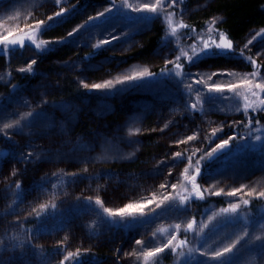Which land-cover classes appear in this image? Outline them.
Listing matches in <instances>:
<instances>
[{"label": "trees", "instance_id": "trees-1", "mask_svg": "<svg viewBox=\"0 0 264 264\" xmlns=\"http://www.w3.org/2000/svg\"><path fill=\"white\" fill-rule=\"evenodd\" d=\"M126 1L80 0L63 13L59 18L60 23L40 32L36 28L39 22L31 23L26 19L35 15L37 7L45 3L36 0H0V5L9 4L7 9L0 12L1 31L8 33L10 28L15 29L19 24L31 23L24 29L25 33L33 34L37 43L43 41L42 47L51 43L48 51L37 54L36 63L32 65L30 72L15 77L8 70L4 76L14 85H20V88L33 87L36 92L34 95L23 96L9 115L0 108V114L3 115H0L2 141L6 142L5 137H8L15 143L14 148L0 145V235L14 229L23 231L28 234L27 246L37 254L39 252L37 256L28 254L22 259L17 255L14 259L16 264H61L62 261L63 264H94L106 262L109 257H114L118 264H126L121 258L131 259L130 264L180 263L183 256L176 252L173 254L171 249H164L157 257L140 258L139 248L142 245L138 244L123 257L127 242H123L120 247L117 245L114 251L109 252L105 246L107 235L115 236L117 230L129 233L135 227L134 223L138 222L139 209H131L130 215L125 217H110L104 212V208L116 212L122 208L121 203H109L101 194L100 190L103 189L97 186L95 179L102 180L108 174L124 172L122 183L126 186L125 193L140 199L135 203L127 201L125 206L149 204L154 207V200L163 196V192L167 193L168 199L152 216L173 206L183 208L188 191L186 181L181 178L185 168L189 169L187 174L192 175L197 167H207L212 158L208 154L212 153L219 138L230 132L232 135L237 134V138H241L243 134L246 138L248 135L247 123H226V118L216 120L212 115L209 118L210 113L219 115L212 100L229 95L230 101H237V108L232 116L241 113L245 118L255 114L257 121L264 124V111L261 110L264 106L259 105L247 89L240 87L223 94L208 92L207 87L215 78L233 80L234 75H237L236 71L224 70L223 73H232L231 76L212 75L219 73L212 71L197 75L195 84L182 83L191 66L188 58L200 54L206 42L218 43L220 33L233 42L235 54L224 53L228 58L241 61L242 70L246 72L245 78L253 83H264V60L261 61L257 56L259 54L264 58V0H175L180 2V8L175 6L173 0H155V13L145 9L138 13V10L131 8L133 2ZM169 2L171 7L167 8ZM106 5L109 8L107 10ZM92 7H100L99 15L82 25V28H77V24H73L75 17L88 13ZM115 14L120 19L112 25L109 20L108 24V17H114ZM51 22H44L41 28ZM181 24L187 27L182 28ZM109 26H116L112 35H106ZM96 29L99 32L95 42H92L88 39L91 38L89 34ZM144 29H147L144 34H151L138 45L136 36ZM14 31L18 30H13V33ZM69 32H74V35L69 37ZM105 40L111 43L104 44ZM55 41L64 42L52 43ZM169 42L174 43V52L179 53L181 59L154 64L152 57L156 51ZM61 48L69 50L71 53L66 56L74 60V71L66 76H61L60 71L53 66V57H58L59 53H52L59 52ZM219 55L220 53L209 52L199 55V58L205 60ZM45 58L50 59L53 64L44 66ZM251 60L256 61L255 66L251 64ZM176 63L182 65L181 69L175 68ZM144 69L152 73L153 77L117 83L118 80ZM161 70L165 71V75L160 74ZM177 72L180 75H176ZM253 72L256 73L255 76L251 75ZM169 75H173L178 81L174 88L168 84H159ZM108 81L112 82L110 89L113 90L109 101L100 99L99 89H95L96 92L91 95L83 92L85 84L92 87ZM54 83L58 84V89H52ZM154 87L159 90L153 92ZM245 95L249 97V102L256 101L247 111ZM260 98L264 99V94ZM35 100H44L49 106L71 101L76 105L68 117L58 112L51 113L48 122L41 128L34 123L23 131L9 132L16 120L23 116V109L36 102ZM208 102L213 106H207ZM207 107H210L209 110ZM189 136L194 139L188 140ZM176 152H180L183 159L176 158ZM184 163L187 165L183 166ZM241 171L235 170L218 177L216 190L221 185H229L228 189L231 191L244 186L243 191L235 197L210 196L198 203L195 211L191 209L195 220L201 216V209L204 207L220 209L226 207L229 201L233 203L251 198L250 209H246L241 203L239 209L249 210L252 214L264 207V199L253 198L264 191V171L252 169L261 172L252 180H245ZM138 174L142 175L140 179H136ZM144 176L159 181L158 190L161 194L153 196L154 193H138L146 182ZM172 185L176 187L173 188ZM238 195L243 198H237ZM97 198L102 202L100 205L95 203ZM89 199L91 203L87 202ZM66 200L73 202L67 206ZM92 206L105 215L101 225L104 231L97 237L90 235V227L94 226L85 220L88 218L80 221L75 217V209L84 212ZM185 207L188 209L189 205ZM256 223L259 226L252 225L243 241L230 254H225L226 257L230 256L231 264H242L245 261L248 264H264V228L260 230V222ZM77 227L82 228V244L73 241L70 234L67 240V232ZM185 235L180 231L177 239L186 238ZM97 241L101 243L94 245ZM140 241L144 242L143 239ZM69 253L73 254L72 257L65 260ZM130 253L133 254L131 258L128 257Z\"/></svg>", "mask_w": 264, "mask_h": 264}, {"label": "rangeland", "instance_id": "rangeland-1", "mask_svg": "<svg viewBox=\"0 0 264 264\" xmlns=\"http://www.w3.org/2000/svg\"><path fill=\"white\" fill-rule=\"evenodd\" d=\"M23 1V0H22ZM28 1V0H26ZM35 1V0H31ZM40 3H45L43 6H38L36 10V14L28 17L26 19L27 22H49V17L57 18L56 14L62 12L65 13L69 9L73 7V5L78 2V0H36ZM133 2L131 4V8H133L135 11L138 10V13H140L145 5L149 6H155V0H127L126 2ZM1 3V2H0ZM175 6L181 7L180 2L175 1ZM9 4L6 5H0V12L2 9H7ZM171 7V2L167 5ZM106 10L109 9L106 5ZM100 7H92L90 10H88V13H85L81 16L75 17L74 25L77 24V28H82V25H84L86 22L90 21V17L94 18L95 16L99 15ZM154 15V14H153ZM114 17H117V14H115ZM114 17H108V24L110 20V24L112 25L114 22H117V20L120 19V17L114 18ZM163 20V19H162ZM31 23H27L25 25L19 24L16 30L13 33V28H10V32L5 33L0 30V35H8L9 33H12L13 37H19L21 35H27L25 33V28H28ZM116 26H109L107 29L106 35H112L115 32ZM148 29V28H147ZM146 29V30H147ZM96 29L94 32L90 33L89 35L91 38H88L90 41L95 42L96 34L99 32ZM145 29L138 32V35L136 36V41L143 42L146 37L151 34V32H147ZM89 33V32H88ZM88 35V34H87ZM34 45V44H33ZM35 46V45H34ZM174 43L169 42L163 47H161L158 51H156V54L154 57H152V61L155 63H167V62H174L176 60V57L179 53L176 51L174 52ZM58 57H53L55 60V64L50 62V59L45 58L43 60L44 66H55L61 73V76H66L67 74H70L72 71V64L74 63V60H71V58H68L66 55H69L71 52L67 49L61 48L59 52L52 53V54H58ZM63 53V55L61 54ZM51 55V54H50ZM259 58H261V61L264 60L259 54H257ZM56 58H58V61L56 62ZM37 59V53L32 47H25L18 51H10L7 49L0 50V108L1 111L5 112L7 115L11 113L10 110L15 108V106L19 103V100L28 94H36L33 87L28 88H20V85L12 83L7 81L4 76L7 74L8 70L12 71L15 77H21L22 74H25L27 71H21V69H27L28 65L31 63L32 60ZM52 59V60H53ZM73 62V63H72ZM191 65L187 72L185 77L183 78L184 81H182L183 85L193 84L194 82H197L196 76L202 75L206 73H212V71H217L219 73H223L224 70H233L237 72V75H234L233 80L229 79H221V78H215L214 82H212L209 87H213L214 83L226 86L228 84H240L241 80L245 78V73L242 70V63L240 60L236 58H228L225 53H220L218 57H208L205 60H201V58L195 60L194 63H189ZM112 67V66H111ZM241 68V71H240ZM219 70V71H218ZM191 73L189 76L188 74ZM167 78H164L163 81H160L159 84H162L161 86H164L166 84L172 86V88L175 87L177 84V79H174L173 75L165 76ZM195 84V83H194ZM58 84L54 83L52 86V89H58ZM20 88V89H18ZM86 90H91L92 93H86ZM157 87L153 88V92L158 91ZM101 94L100 99H106L111 100L112 92L113 90L109 88L107 89H99ZM225 91H227V88H225ZM83 92L86 95H91L95 93V89L91 86L87 88H83ZM47 95V94H46ZM44 94V96H46ZM215 100V101H214ZM212 100V103L214 106H217V110L219 112V115L214 113H210L214 119L221 120L225 119L224 122L226 123H247L248 126V135L246 138H244V134L241 138H237V134L232 135L230 132L229 135H225L221 138H219V141L215 144L214 149L216 146L221 143L222 140L228 139L229 137H235L234 140H231L229 143V146L225 149L218 151L214 153L211 157V160H209V165L207 167H204L201 169V175L197 177V184L200 186L203 199H195L190 195L191 193V183L189 180L185 179L186 176H191L190 174L185 173V171L182 173V177L186 181L188 191L187 195L185 196V203L183 205V208L173 206L168 209H166L163 213L158 214L156 216H152L151 214L156 211V209L159 206H162V203L166 201L164 199L165 197H168V194L163 192L162 195L159 196L157 199L154 200V204L156 206L150 207L149 204L147 206H144L143 209L138 210V222L134 223V228L129 232L125 233L123 230H117L116 235H107V240L105 242V246L109 250V252L114 251L116 246L119 247L124 242L128 243V246L126 247V250H124L122 256H126V252H128L133 246H137L136 240H144V242L140 248H139V257H144L145 253L148 251H151L152 249L156 247H162L165 243H167L168 239H170L173 235L176 236V240L173 241V245H176L175 251H173V254L176 252L178 255H182L183 260L178 264H216V261L214 259V253L217 250H222L224 247H229L233 245H239L243 241V239L249 234L251 231L252 225L255 224L256 227L259 225L256 222H260V230H263L264 228V207L258 209L255 214H252L249 210H240L238 209V213L231 214V213H222L221 209L227 208L229 203H232V201H229L227 203L226 207L215 209L214 207L210 206L207 208L201 209L202 213L201 216L195 220L191 215V211L194 210L198 206V203L205 201L210 196H217L214 193L220 192V195H227L228 192H231V189H228V186L221 185L222 187H218L219 190H216V187L218 186L216 180L217 178L221 176H225V174H229L232 171L235 170H242L241 172L244 173V175L241 173L242 177L245 180H252L255 179V177L259 176L260 171H252V169L256 168L261 171H264V124L257 122V115H248L244 118L242 114H238L237 116H232L233 113L236 111V100L230 101V96L226 95L224 97L219 98L218 100L214 99ZM36 102H33V104H28L23 109V116L20 117V119L16 120L14 126H12V129L9 130L12 132L17 131H23L26 129L27 126L32 125L36 123L38 128H41L43 124H46L48 122V116L53 112H58L64 115L65 117L70 116L75 108V102H62L58 103L54 106L47 105L46 101L41 100H35ZM83 103L86 106V102L83 101ZM88 104V102H87ZM210 104V102L207 103V106H213ZM43 107H46L43 109ZM91 107V106H87ZM210 107H207V110H209ZM4 109V110H3ZM18 110H20L18 108ZM29 113H32L33 115L29 116ZM3 116L2 114H0ZM249 120H251V124H249ZM233 123V124H234ZM215 124V123H212ZM1 131V129H0ZM8 132V133H9ZM235 132V131H234ZM260 136V140H256V137ZM237 138V139H236ZM3 136L0 135V145L4 146L5 148H14L15 143L13 140H10L8 137H5L7 140L2 141ZM245 139V140H243ZM213 152V151H212ZM262 155V156H261ZM187 165L186 163L183 164V166ZM249 167V170L247 169ZM123 173L124 172H114L111 174H108L105 176L104 179L99 180L98 178L95 179V183L101 191V194L105 197V199L113 204L118 205L121 203V207H125V203H130L136 200H140L139 198H136V196H131L125 193V184L122 183L123 179ZM195 174V169L192 173V175ZM134 175V174H133ZM136 179H140L142 175H137ZM135 178V177H133ZM145 183L142 184V187L139 188L138 193L140 194H147V193H154L153 196H157L160 193L158 188L160 185L158 184L159 181L153 178H150L149 176H144ZM235 178V177H234ZM160 180V179H159ZM143 181V180H142ZM87 182V180L85 181ZM84 182V183H85ZM82 183V186H85V184ZM158 184V185H157ZM264 192V191H263ZM260 194V193H259ZM257 194L256 196H253V198L257 199H264V197ZM152 196V195H151ZM162 197V198H161ZM136 198V199H135ZM237 198H243L240 195H238ZM248 200L249 204L244 205L243 201ZM233 203H241L246 207V209H250L252 206V199H244ZM73 202V200H66L65 205L70 206V204ZM193 203H195L193 205ZM152 204V205H154ZM76 205V204H74ZM73 205V206H74ZM151 205V204H150ZM185 205H189L188 209L185 207ZM119 207V206H118ZM117 207V208H118ZM185 207V208H184ZM83 209V208H82ZM192 209V210H191ZM193 213V211H192ZM86 214V215H84ZM75 217H78V219L83 220V218L86 221H89L92 223L94 228L90 227V235L97 237L100 236L101 233L104 231L103 228H101V225L103 224V221L105 220V215L101 211H99L96 207H93L88 209V211H80L78 209H75ZM125 217V216H124ZM192 221H195L193 224V229H188V224ZM146 222V223H145ZM177 225H179V228L177 229ZM68 229V228H67ZM186 233V238L177 239V234L179 232ZM67 232V231H65ZM82 232V228L77 227L74 230H71L69 233L67 232V240L69 238V234L72 236V240L75 242H80L82 244V241L84 239V236L80 234ZM126 235V236H125ZM28 234L25 232H21L19 230H11L7 233L0 235V264H16L14 259L18 255L21 257V259L28 254H32L33 256H37L36 251H34L32 248L27 246L28 243ZM180 241H186V243L182 246H180ZM101 243V241L94 242L93 244ZM80 245V244H79ZM234 246V247H235ZM232 247V249L234 248ZM144 249V250H143ZM170 249V248H165ZM191 250V252H190ZM63 252V251H62ZM135 252V251H134ZM133 254H129L128 257L131 258ZM20 258H18L17 263H19ZM124 263L128 264L131 263V259H124L121 258ZM248 261H245L242 264H248ZM129 263V264H130ZM94 264H118L114 257H109V259L106 262H97ZM135 264H138L136 262Z\"/></svg>", "mask_w": 264, "mask_h": 264}, {"label": "snow or ice", "instance_id": "snow-or-ice-1", "mask_svg": "<svg viewBox=\"0 0 264 264\" xmlns=\"http://www.w3.org/2000/svg\"><path fill=\"white\" fill-rule=\"evenodd\" d=\"M173 3H175V0H173ZM144 9L147 10L148 12L151 13H155L156 12V7L155 6H149V5H145ZM103 15V14H101ZM58 19H53L52 17H49V20L52 21L51 23L44 25L43 28H41V24H43V22H40L39 24H37L36 28L37 30H39L40 32L43 31H47L49 29H51L52 27L55 26V24L60 23L61 20L59 18L62 17V12L57 13L56 14ZM90 20H92L93 18H89ZM180 27L182 28H186L187 25L181 24ZM173 31H175V29H173ZM75 32V30H74ZM74 32H69L68 35L69 37H72L74 35ZM10 36H12V33H9L8 35H0V45L4 46V49L10 50V51H15L16 47L19 46L20 48L24 47V41L25 39L29 40L32 44L35 45V48L41 52L43 51H48L51 48V43H49L47 46L42 47V44L44 43L43 41H41V43H37L36 40L33 38V34H29L27 36L21 35L19 37H13V38H9ZM113 39H118V37H113ZM64 41H55L52 43H63ZM104 44H108L111 43V41L109 40H105L103 41ZM9 46H11L9 48ZM212 52V53H230V54H235L234 53V48H233V42L228 39L227 36H225L223 33L219 34V42H215L213 41L211 44L209 43H205L204 44V48L201 50L200 54H197L195 57H189L188 58V62L189 63H194L195 60L199 59V55H206L207 53ZM242 55V54H241ZM181 59L180 56L176 57V60L179 61ZM251 64L253 66L256 65V61L255 60H251L250 61ZM36 63L35 60H32L31 63L28 65L27 69H21V71H31L32 70V65H34ZM182 65L180 63H176L175 64V68L176 69H181ZM162 76L165 75V71L161 70L160 73ZM176 75H180L179 72L176 73ZM189 76L191 75V73L188 74ZM212 75H220V76H224V75H228L231 76L232 73H213ZM252 76H255L256 73L253 72L251 74ZM153 77V74L150 73L147 69H144L141 72H137L132 76H126L123 78V80H118L117 83H123L124 81H136V80H141L144 78H151ZM111 81L106 82L105 84H94L92 85V88L94 89H107L111 86ZM85 88L88 87L87 84L84 85ZM243 87L245 89H247L248 93H250V95L252 97H255L256 100L259 102V105L264 106V99H261V94H264V83H253L252 80L244 78L241 80L240 84H228L226 86L223 85H219V84H215L213 85V87H210L208 89L209 93L215 92V93H220L223 94L225 92V88H227L228 92H232L234 89ZM258 90V91H257ZM244 100H245V111H247L248 108L253 107L254 103H256V101L253 102H249V97L247 95L244 96ZM193 108H195V105H192ZM262 111H264V108L261 109ZM33 115L32 113H29V116ZM258 122V121H257ZM249 124H251V120H249ZM5 127H9V125H5ZM213 135H215V130L213 131ZM188 140H193L194 137L193 136H189L187 138ZM235 137H229L228 139H224L221 141V143H219L215 149H213L212 153H209V158H211V156L218 152L221 151L223 149H225L226 147L229 146V143L231 140H234ZM261 137L257 136L256 140H260ZM183 142V141H181ZM31 157V154L29 153V158ZM175 157L176 158H180L183 159L182 154L180 152H176L175 153ZM190 159V158H189ZM199 164V162H197ZM185 173L189 172L188 168H185ZM201 175V168L197 167L195 169V174L191 175V176H186L185 179L189 180L191 183V193L190 195L192 197H194L195 199H199L202 200L203 194L201 191L200 186L197 184V177ZM73 176H75V174H73ZM165 185H161V187H164ZM17 187L19 188L20 185H17ZM173 188L176 187V185H172ZM243 187L241 186L240 188H236L233 189L231 192H228L227 195L230 197H235L237 196L238 193H241L243 191ZM215 195H220V192H216L214 193ZM249 195H251V193H249ZM260 196L264 197V192H261L259 194ZM164 199H168V197H165ZM187 199V198H185ZM88 203H91V200L89 199L87 201ZM95 203L97 205H100L102 202L100 201L99 198H97V200L95 201ZM244 205H248L249 201L248 200H244L243 201ZM144 205L142 204H128L126 205L124 208L119 209L116 212H113L111 209L108 208H104V212L107 213L110 217L112 216H120V217H124L126 215H130V210L131 209H143ZM159 207V205H158ZM240 205L239 203H229L227 208H223L221 209L222 213H231V214H236L238 213V209H239ZM195 223V221H192L191 223L188 224V229L192 230L193 229V224ZM177 229L179 228V225L176 226ZM176 240V236L173 235L170 239H168L167 243H165L162 247H156L154 249H152L151 251H148L145 253V257L146 258H153V257H157L158 254L163 253L165 248H170L172 251H175V248L177 247L176 245H173V241ZM186 243V241H180V246L184 245ZM136 244H142V241L140 240H136ZM233 246H229V247H224L222 250H217L214 253V259L216 261V264H231V258L226 257L225 254L228 253L230 254L232 252V247ZM191 252V250H190ZM79 253L77 252V255ZM72 253H69L68 256L65 257V260H68L70 257H72ZM61 264H63V261L61 262ZM77 264H79V262H77Z\"/></svg>", "mask_w": 264, "mask_h": 264}, {"label": "flooded vegetation", "instance_id": "flooded-vegetation-1", "mask_svg": "<svg viewBox=\"0 0 264 264\" xmlns=\"http://www.w3.org/2000/svg\"><path fill=\"white\" fill-rule=\"evenodd\" d=\"M79 1H80V0H78V2H79ZM24 36H27V35H24ZM27 46L32 47V48L35 50V52H36L37 54H38L39 52H41V51L37 50V49L35 48V46H34L29 40L26 39L23 48H25V47H27ZM10 47H11V46H9V48H10ZM23 48H20L19 46H17L15 51L21 50V49H23ZM3 49H4V46H3V45L0 46V50H3Z\"/></svg>", "mask_w": 264, "mask_h": 264}, {"label": "water", "instance_id": "water-1", "mask_svg": "<svg viewBox=\"0 0 264 264\" xmlns=\"http://www.w3.org/2000/svg\"><path fill=\"white\" fill-rule=\"evenodd\" d=\"M25 41H26V39H25ZM25 41H24V43H25ZM86 93H92V91L91 90H86Z\"/></svg>", "mask_w": 264, "mask_h": 264}]
</instances>
